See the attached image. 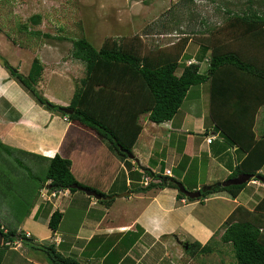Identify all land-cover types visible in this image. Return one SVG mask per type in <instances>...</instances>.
Here are the masks:
<instances>
[{"label":"crops","instance_id":"0c3cea01","mask_svg":"<svg viewBox=\"0 0 264 264\" xmlns=\"http://www.w3.org/2000/svg\"><path fill=\"white\" fill-rule=\"evenodd\" d=\"M227 20L229 22L225 26L238 24L241 30L243 23L239 18ZM220 30L213 31L217 38L213 45L210 44L211 47L226 42V38H220ZM242 33H250V30L242 29ZM243 35L239 32L234 37ZM200 49L201 46L196 52H189L185 58L188 51L183 48L180 52V55H184L181 61L187 64L198 62ZM140 54L147 56L142 52ZM65 59L62 57L61 61ZM41 62L45 70L47 62ZM203 64L202 61L201 71L206 70ZM3 65L0 60V143L9 147L11 145V152L22 153L29 164L37 168L41 162L49 163L52 157L59 154L72 161V172L82 184L108 196L127 192L129 195L116 196L108 205L79 190L71 192L64 189L51 200H44L41 192L44 187L50 189L47 181L37 190L39 197L34 193L36 197L31 201L29 197L24 198L25 194L22 193L20 197L23 200L17 195L12 205L10 189L0 198L4 202L8 199L11 206V209H0V225L1 229H16L19 236L14 242L0 248V264H52L37 244L53 245L63 255L74 257L83 264H158L154 251L157 243L162 242V237L177 235L188 243L199 241L205 244L218 231L223 233V223L239 205L253 210L264 196V183L259 180L254 182L255 179L250 182L259 186L257 195H260V199L251 198L250 193H245L248 185L236 198L222 191L196 201L179 198L178 190L170 187L133 192L138 186L141 187L146 168L162 175H168L167 171L170 170L171 175L168 176L184 181V185L193 187V190H201L228 179L231 167L248 154V151H243L232 141V145L228 146L227 141L230 139L217 126L211 112V80L206 81L209 84L204 82L194 86L171 120L155 123L147 114L142 115L140 122L143 130L134 146V157L123 160L110 151L95 130L65 119L64 115L38 103ZM74 91L67 99L50 96L47 92L46 95L54 103L68 106ZM202 99L208 103L201 102L203 110L195 113L194 108ZM187 100L190 101L186 103ZM180 111L183 112L181 115ZM208 116L211 122L207 121ZM160 127L168 131L166 136L170 144L162 148L157 144L162 133ZM256 127L254 130L259 136L262 132L258 133ZM196 131L199 133L195 134ZM201 135L205 138H200ZM209 136L215 138L208 142ZM140 139L148 142L152 151L140 150ZM263 168L264 165L259 170L261 175H264ZM4 185L5 182L0 180V188ZM240 196H243L242 201ZM121 198L124 200L119 203ZM182 199L185 201L182 202ZM227 202L235 205L227 209ZM124 203L132 204L129 206ZM55 211L61 212L62 218L58 229L53 231L49 222ZM111 212L115 217L112 221L107 219ZM116 216L131 220L116 222L115 219H119ZM26 232L32 234L31 238L21 239L20 234ZM55 238L60 240L58 244L54 243Z\"/></svg>","mask_w":264,"mask_h":264},{"label":"trees","instance_id":"16d2710c","mask_svg":"<svg viewBox=\"0 0 264 264\" xmlns=\"http://www.w3.org/2000/svg\"><path fill=\"white\" fill-rule=\"evenodd\" d=\"M226 12L229 14L227 19L239 18L243 23L241 29L250 30V33L239 38L240 42L247 46L252 44L257 51H251L253 54L247 58L241 47L232 49L230 43L211 47L208 40L201 44L200 49L201 52L212 49L206 60L209 66L205 71H201L200 60L189 64L182 62L184 55H180V52L176 55L162 52L153 59L149 55L142 56L139 47L132 48L127 43L126 48L120 40L114 39L111 48H98L87 37L73 39L72 56L85 63L86 75L76 86L70 104L65 106L74 109L71 114L63 112L64 106L41 95L37 89L44 70L38 58L32 62L28 74L15 70L8 60L1 58L11 75L38 103L95 130L110 151L123 160H128L129 153L133 154L143 130L140 122L142 115L147 114L155 123L171 120L182 107L188 92L194 86L211 80V112L217 126L232 144L236 143L243 151H248L243 160L231 167L229 178L241 173L257 175L264 165V129L259 136L254 130L258 110L264 105V10L248 7L243 12ZM36 16L33 20L39 23L40 16ZM180 67L182 70L178 72ZM2 147L5 151H11L9 147ZM144 173L160 180L150 181L148 185L141 184L135 192L170 187L178 190L179 198L190 201L204 200L222 191L236 198L248 184L223 186L214 183L210 188L209 185L205 186L201 197L192 198L179 190L177 182L180 180L155 173L150 168H146ZM47 181L52 190L77 192L78 189L73 185L79 184L108 196L79 182L72 172V161L59 154L49 160L42 183ZM185 186L194 191L193 187ZM113 200L99 201L109 205ZM61 218L62 213L59 211L52 214L49 226L53 231L58 229ZM223 229L220 240L231 244L234 252V261L223 264H264V196L253 210L239 205L223 223ZM1 230L4 242L0 248L14 242L19 236L14 228L7 229V232H4L3 227ZM31 236L20 234L23 240ZM210 241L205 244L189 242L188 253L193 257L213 253L216 242ZM37 245L52 264H83L74 257L63 255L53 245Z\"/></svg>","mask_w":264,"mask_h":264},{"label":"rangeland","instance_id":"374dc122","mask_svg":"<svg viewBox=\"0 0 264 264\" xmlns=\"http://www.w3.org/2000/svg\"><path fill=\"white\" fill-rule=\"evenodd\" d=\"M248 7L263 11L264 0H0V60L7 58L10 65L14 64L12 66L15 70L23 74H28L35 58H40V62L44 60L47 62V68L37 89L43 96L47 97V92L50 96L67 99L80 84V79L86 75L85 63L72 56L73 39L87 37L98 48H111L116 39L125 43V47L129 43V47H139L143 55L156 59L162 52L176 55L183 48L188 51L187 55L189 52L194 53L208 40L213 45L217 38L213 31L221 29L220 38L227 39L222 44L230 43L232 49L241 47L240 50L248 58L257 51L255 47L252 44L247 46L240 42L238 37H234L239 32L243 35L238 24L225 26L229 22V14L226 12L228 9L243 12ZM36 15L40 16L39 23L33 20V17L37 18ZM211 50L208 48L197 54V58L204 62L205 69L209 66L205 60L210 56ZM62 57L66 59L61 61ZM181 70L180 67L178 72ZM34 99L36 100L35 97ZM201 102L208 103L202 99L194 108L195 113L203 110ZM205 106L207 109V105ZM181 113L183 112L180 111L179 115ZM207 121L211 122L210 116ZM256 126L258 133L264 129V105L258 110ZM160 128L162 133L157 144L161 148L169 146V138L166 136L168 131L164 127ZM197 133L199 132L196 131L195 134ZM200 138L205 137L201 135ZM1 144L0 180L4 181L5 185L0 188V198L11 189L12 205L17 195L23 200L20 197L22 193L25 194L24 198L29 197L32 201L36 197L34 193L37 194L42 184L48 161L41 162L37 168L30 165L22 153L5 152ZM227 145H232L231 140L227 141ZM11 148L13 147L10 145L9 149ZM138 148L142 151H152L150 144L143 139L139 140ZM195 148L198 150V145ZM231 156L234 161L233 152ZM247 185L245 193H250L251 198L260 199V195H257L259 186L252 182ZM81 193L86 194L83 191ZM242 199L243 196H240L241 201ZM123 200L121 198L118 202L122 203ZM184 201L185 199H182V202ZM0 203V209H11L8 199H5V202L0 199ZM227 203V209L235 205L232 202ZM126 204L130 206L132 203ZM114 218L112 212L107 217L110 221ZM116 218H119L115 219L116 222L122 223L131 220L121 216ZM221 235L222 232L218 231L210 241L216 242L213 253L197 257L188 253L186 241L177 235L162 237V242L157 243L154 251L158 264H223L234 261L233 247L229 243H223L220 240Z\"/></svg>","mask_w":264,"mask_h":264},{"label":"water","instance_id":"95a60500","mask_svg":"<svg viewBox=\"0 0 264 264\" xmlns=\"http://www.w3.org/2000/svg\"><path fill=\"white\" fill-rule=\"evenodd\" d=\"M62 111L65 112V113H68V114H71L74 112V109L71 108V107H63L62 108ZM129 156L131 158L134 157V154L132 153H129ZM253 178H256L257 180H260L261 182L264 183V175H261V174H250V173H241L235 177H232V178H228L224 181H218L217 184L218 185H223V186H229V185H239V184H243V183H247L249 182L251 179ZM177 185L179 187V190L183 193H185L187 196L189 197H192V198H198V197H201V194H202V191L205 190L206 188L204 187L203 189H198V190H194V191H190L186 188V186L184 185L183 182L181 181H178L177 182ZM74 188L80 190V191H83L85 192L87 195L89 196H92L98 200H101V199H112V198H115L116 196L117 197H123V196H127L129 195V193H123V194H119V195H111V196H103L101 193H98L96 190H93V189H90L88 187H84L82 185H79V184H74L73 185ZM211 186L209 185L208 188H210ZM178 242H181L179 240H177ZM4 242V234L2 232V230L0 229V246L3 244ZM186 248L189 249V243L186 242Z\"/></svg>","mask_w":264,"mask_h":264},{"label":"built area","instance_id":"2783aa9c","mask_svg":"<svg viewBox=\"0 0 264 264\" xmlns=\"http://www.w3.org/2000/svg\"><path fill=\"white\" fill-rule=\"evenodd\" d=\"M65 119H69V118L67 116H65ZM214 138H215V136H209L207 138V141L208 142H211ZM167 174L168 175H171V171L168 170L167 171ZM159 180H160L159 178H155L154 179V178H151L149 176H145L144 179L141 181V183L143 185H148L150 183V181L158 182ZM62 190H64V189H61V190H52L51 188L48 189L47 187H44L42 189L41 196H42V198L44 200H51V198H53L55 196H58V193L60 191H62ZM65 190H68V189H65ZM3 230H4V232H7L8 231L5 227H3ZM25 235L26 236H31V233L30 232H26ZM59 242H60V240H58V238H55L54 243L58 244Z\"/></svg>","mask_w":264,"mask_h":264},{"label":"clouds","instance_id":"9594fccd","mask_svg":"<svg viewBox=\"0 0 264 264\" xmlns=\"http://www.w3.org/2000/svg\"><path fill=\"white\" fill-rule=\"evenodd\" d=\"M130 158H131V157H130ZM145 176H148V175H145ZM145 176H144V177H145ZM144 177L142 178V180L144 179ZM149 177H150V176H149ZM253 179H255V180H253ZM253 179H251L250 181L253 180V181L255 182V181L257 180L256 178H253ZM142 180H141V181H142ZM250 181H249V182H250ZM249 182H248V183H249ZM141 184H142V183H141Z\"/></svg>","mask_w":264,"mask_h":264}]
</instances>
